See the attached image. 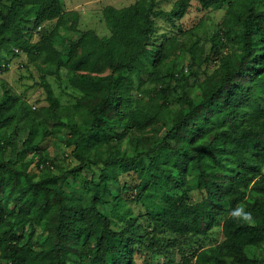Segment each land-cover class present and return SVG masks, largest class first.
I'll list each match as a JSON object with an SVG mask.
<instances>
[{
  "label": "trees",
  "instance_id": "1",
  "mask_svg": "<svg viewBox=\"0 0 264 264\" xmlns=\"http://www.w3.org/2000/svg\"><path fill=\"white\" fill-rule=\"evenodd\" d=\"M4 1L0 74L21 51L43 56L51 72L67 68L83 95L72 108L81 122L66 123L43 79V110L69 126L73 167L43 156L51 132L39 121L42 109L9 88L0 95V264H157L156 254L171 264L177 251L179 264H264V0L227 3L223 39L239 49L224 53L223 39L213 40L218 65L197 85L198 96L186 87L194 64L165 63L169 37H158V19L175 23L192 7L209 10L224 0H177L170 11L157 9L158 0L107 6L111 36L85 30L64 52L54 47L66 22L61 0ZM54 20V31L34 43L35 31ZM143 74L156 84L149 103L138 97ZM31 152L39 159H28ZM92 167H102L99 181L81 188L79 177ZM121 188L136 192L132 202L147 210L152 235L141 232ZM237 206L252 213V223L229 216ZM217 224L223 241L195 249V239Z\"/></svg>",
  "mask_w": 264,
  "mask_h": 264
},
{
  "label": "rangeland",
  "instance_id": "2",
  "mask_svg": "<svg viewBox=\"0 0 264 264\" xmlns=\"http://www.w3.org/2000/svg\"><path fill=\"white\" fill-rule=\"evenodd\" d=\"M137 0H61L65 9V25L59 30L55 48L59 51H66L72 42L78 41L81 34L85 30H93L100 37L111 36V30L107 25L104 16V9L107 6H115L117 8H124L134 4ZM177 0H158L157 9L170 11L173 9ZM225 4L221 7H213L209 10H200L192 7L189 14L184 18L177 20L175 23L158 19L160 25L159 36L168 34L169 39L166 41L167 58L165 63L167 66L177 65L178 67H187L193 63V70L197 73L187 83L186 87L191 95L198 96L200 94L197 85L205 78L206 72H213L217 67L218 53L213 52V40L223 39L225 35L224 21L227 17V3L235 0H224ZM10 3L4 1L0 3V12L8 13ZM58 20L45 23L35 31L33 42L38 41L41 36H47L54 31ZM221 44V51L227 53L234 49H239L234 42L223 39ZM158 45L150 46L153 51H158ZM19 57L12 60L10 70L0 74V95L5 88L11 89L14 95L20 96L27 102L34 111L42 109V117L40 122H45L44 130L51 133L42 141L41 147L43 149V156L47 157L50 162L56 164H63L66 166H76L79 164L78 160L71 156L74 147L66 146L65 139L69 135V126H57V121L49 117L43 108H46L49 103L47 100V93L42 85L45 78L53 87L57 97L62 104L60 111L61 119L69 124L74 122H81L82 117L73 110L77 99L82 97L83 93L76 89L70 81V74L67 68L55 73V67H47L43 56L35 57L20 52ZM196 57V61L194 59ZM215 60L213 65L210 61ZM51 72V73H50ZM110 73L109 70L105 74ZM142 79L145 81V92L138 95L144 103L151 102L154 99L153 90L156 86L149 80V74H143ZM147 132H152L151 130ZM128 140L125 141L121 147V151L128 150ZM35 152L28 155V159L38 160ZM34 169H37L36 164H33ZM42 170L39 168V171ZM38 171V169H37ZM102 174V167L88 168L78 179V184L81 188H91L93 182L99 181ZM72 181V179H71ZM123 182V181H122ZM123 186V184H122ZM121 186V187H122ZM116 189V188H114ZM122 194L127 201L129 207H132L134 213L138 215V222L141 224V232H150L152 235L153 226L147 214V210L142 206H138L132 199L136 192H125ZM119 193V190H116ZM196 197H200L198 191L195 192ZM124 225L118 223L117 228L123 229ZM224 239L222 224H217L211 231L208 237H200L195 239L194 248L197 250L213 247L221 243ZM149 241V240H147ZM178 252V251H177ZM175 253L176 257L171 264H179L181 261L180 255ZM139 258V257H138ZM157 264H168L167 259L163 254H156L154 256ZM138 262L143 264V259L139 258ZM193 264L195 259L193 258Z\"/></svg>",
  "mask_w": 264,
  "mask_h": 264
},
{
  "label": "clouds",
  "instance_id": "3",
  "mask_svg": "<svg viewBox=\"0 0 264 264\" xmlns=\"http://www.w3.org/2000/svg\"><path fill=\"white\" fill-rule=\"evenodd\" d=\"M229 216L236 220L237 222H245V223H252L253 222V215L250 211H246V209L242 206H237L233 209Z\"/></svg>",
  "mask_w": 264,
  "mask_h": 264
}]
</instances>
